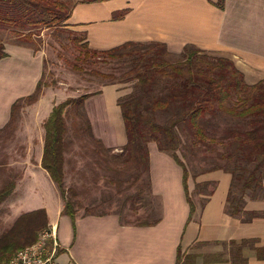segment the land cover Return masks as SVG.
Returning <instances> with one entry per match:
<instances>
[{"label": "crops", "instance_id": "0c3cea01", "mask_svg": "<svg viewBox=\"0 0 264 264\" xmlns=\"http://www.w3.org/2000/svg\"><path fill=\"white\" fill-rule=\"evenodd\" d=\"M219 1L77 3L67 25L82 34L94 51L127 43L162 44L172 57H181L190 47L231 60L249 85L263 81L264 0H225L223 9ZM4 45L7 57L0 61V130L9 124L13 104L35 92L44 71L39 52L24 45ZM109 90L113 98L107 94ZM117 99L114 88L107 87L85 104L94 136L115 150L127 142ZM34 140L29 132L22 178H31L30 171L35 169L51 180L41 167L43 136L36 140L35 162ZM149 158L152 195L161 204V220L153 226L127 224L118 214L93 212L78 215L73 223L62 215L64 204L53 213L48 207L35 209H44L48 226L57 230L59 264H264L259 256V249H264V219L244 221L249 218L246 214L264 213V199L248 201L245 215L232 218L227 216L231 175L216 171L201 175L196 182L190 177V194L196 184L214 185L216 190L198 194L203 208H196L188 223L190 207L182 168L154 143L149 145Z\"/></svg>", "mask_w": 264, "mask_h": 264}, {"label": "trees", "instance_id": "16d2710c", "mask_svg": "<svg viewBox=\"0 0 264 264\" xmlns=\"http://www.w3.org/2000/svg\"><path fill=\"white\" fill-rule=\"evenodd\" d=\"M105 1L110 0H81L77 3ZM224 1H219L221 9L224 8ZM77 3L71 6L65 0H0V34L9 30L21 43L34 45V37L39 36L40 30L69 28L67 22ZM75 42L79 51L77 64L107 59L127 66L119 78L114 74L94 72L104 80L119 79V84L131 86L130 92L119 97L118 103L127 142L122 153L113 156L114 149L105 147L93 136L85 104L90 98L102 94L100 91L68 98L53 107L43 125L45 135L41 167L57 186L65 202L62 215L68 216L73 223L78 216L76 204L68 197L72 190L65 188V154L71 142L70 116L73 118V134L78 138L89 137L98 145L94 155H104L98 157L109 163L105 168L107 171L118 174L120 169H137L134 183H141L146 176L142 186L148 188L151 196L149 145L154 143L160 152L171 156L183 170V187L190 207L188 223L192 221L196 206L188 188L189 171L179 156L182 136L189 142L191 151H203L204 158L213 155V166L208 172L223 171L231 175L227 216L245 215L247 192L254 200L259 197L264 199V195L260 196L264 194V80L249 85L231 60L211 57L195 48H187L181 59L174 61L162 44L127 43L102 52L90 49L84 36L76 38ZM34 51L38 52L37 48ZM6 57L0 35V61ZM73 68L80 71V66L74 65ZM43 80L44 74L33 94L13 104L11 120L0 130V134L12 125L23 103L31 106L39 101L43 88L49 86ZM21 178L22 175H12L0 189V206L14 194L17 181ZM204 186L208 184H203L202 188ZM145 192L141 187L137 191V199L142 198ZM91 213L86 210L84 215ZM246 215L249 218L244 221L264 219V213ZM160 220L158 216L152 222L145 220L134 224L153 226ZM48 225L44 209L22 214L13 227L0 236V264L34 244L38 233ZM259 256L264 258V249H259Z\"/></svg>", "mask_w": 264, "mask_h": 264}, {"label": "rangeland", "instance_id": "374dc122", "mask_svg": "<svg viewBox=\"0 0 264 264\" xmlns=\"http://www.w3.org/2000/svg\"><path fill=\"white\" fill-rule=\"evenodd\" d=\"M65 1L72 6L81 0ZM0 35L5 43L21 44L31 47L33 50L37 48V51L44 58L43 82L49 85L43 88V94H41L38 102L31 106L23 103V106L17 111L16 119L12 125L5 133L0 134L1 189L7 181H10L12 175H23V157L27 152L29 132L36 140L43 136L44 141L43 125L46 117H49L47 114L52 111L55 105L68 98H77L98 91L103 93L107 87H113L119 106V97L129 93L131 86L129 84H119V79L108 81L94 75L96 71L103 74H114L119 78L127 70V66H122L116 61L101 59L93 63L77 64L76 58L79 51L75 39L82 38L83 35H76L69 28L58 31L54 28L40 30L39 36L34 37V45L21 43L9 30L2 31ZM171 59L179 61L181 58L171 57ZM74 65L80 66V71H76L73 68ZM110 83H113V85H108ZM107 94L110 98H113L112 90H109ZM87 116L89 118L88 113ZM72 122L73 118L70 116L68 125L69 141L71 142H69V149L65 154V188L72 190L68 193V197L72 198V202L76 204L78 215L85 214L86 210L93 213H113L120 215L125 223L131 224L145 220L152 222L160 216V201L150 195L146 186H142V180H146V176L142 178L141 183L135 184L134 179L138 172L133 167L132 169L126 168L125 171L120 169L121 172L118 174L107 171L105 168L109 166V163L99 158L104 157V155H94V150L98 145L89 137H86V139L76 137L73 134ZM221 125L223 124L221 123ZM95 139L98 140L96 137ZM36 140L33 144L34 162L37 158ZM182 141L179 156L185 163L190 177L196 182L201 175L211 173L208 172V169L213 166L211 163L213 155L209 154L211 156L204 158L203 151L199 149L191 151L189 149V142L184 136H182ZM122 149L123 147L114 149L113 156H119ZM98 160L100 161L98 162ZM30 175L31 178L27 175L22 180L17 181L14 194L0 206V236L8 232L16 220L25 212L48 207L53 213L59 204L65 203L57 186L44 172L32 169ZM202 185L198 184V188L191 194L193 203L198 210H201L204 205V201L201 200V197H198V194L200 192L212 194L216 190L214 185L208 184L204 188H202ZM141 187L146 192L142 198L137 199L136 194ZM252 200L251 193L247 192L245 195V208L247 202ZM258 200L263 199L259 197Z\"/></svg>", "mask_w": 264, "mask_h": 264}, {"label": "built area", "instance_id": "2783aa9c", "mask_svg": "<svg viewBox=\"0 0 264 264\" xmlns=\"http://www.w3.org/2000/svg\"><path fill=\"white\" fill-rule=\"evenodd\" d=\"M59 247L56 228L48 226L38 233L34 244L19 250L9 261L1 264H59Z\"/></svg>", "mask_w": 264, "mask_h": 264}]
</instances>
